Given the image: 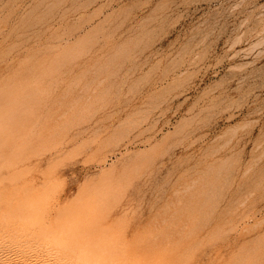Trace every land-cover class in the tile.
I'll return each mask as SVG.
<instances>
[{
	"label": "rangeland",
	"instance_id": "obj_1",
	"mask_svg": "<svg viewBox=\"0 0 264 264\" xmlns=\"http://www.w3.org/2000/svg\"><path fill=\"white\" fill-rule=\"evenodd\" d=\"M0 259L264 264V0H0Z\"/></svg>",
	"mask_w": 264,
	"mask_h": 264
},
{
	"label": "bare ground",
	"instance_id": "obj_2",
	"mask_svg": "<svg viewBox=\"0 0 264 264\" xmlns=\"http://www.w3.org/2000/svg\"><path fill=\"white\" fill-rule=\"evenodd\" d=\"M29 218H30V216H29ZM30 243V242H29ZM45 243H46V239H45V241H43L42 242V244H44L45 245ZM35 245H37V244H35ZM18 246V245H17ZM19 248V247H18ZM22 248H23V246H22ZM22 248H20V249H22ZM46 248V247H45ZM6 258V257H5ZM10 258V257H9ZM33 258H35V257H33ZM3 259V258H2ZM6 260V259H5ZM0 261H1V259H0ZM4 262V261H3ZM8 262V261H7ZM11 263V262H10ZM25 263V262H24ZM3 264V263H2ZM4 264H6V262L4 263Z\"/></svg>",
	"mask_w": 264,
	"mask_h": 264
}]
</instances>
